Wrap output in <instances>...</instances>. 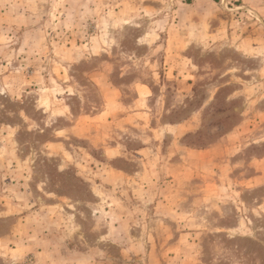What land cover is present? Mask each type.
<instances>
[{
	"label": "rangeland",
	"instance_id": "obj_1",
	"mask_svg": "<svg viewBox=\"0 0 264 264\" xmlns=\"http://www.w3.org/2000/svg\"><path fill=\"white\" fill-rule=\"evenodd\" d=\"M0 264H264V0H0Z\"/></svg>",
	"mask_w": 264,
	"mask_h": 264
}]
</instances>
